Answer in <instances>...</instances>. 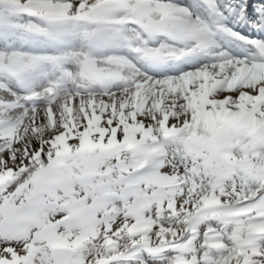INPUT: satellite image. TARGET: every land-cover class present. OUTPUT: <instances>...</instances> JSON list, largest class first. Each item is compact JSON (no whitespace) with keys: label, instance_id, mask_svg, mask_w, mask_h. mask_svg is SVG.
Returning <instances> with one entry per match:
<instances>
[{"label":"snow or ice","instance_id":"snow-or-ice-1","mask_svg":"<svg viewBox=\"0 0 264 264\" xmlns=\"http://www.w3.org/2000/svg\"><path fill=\"white\" fill-rule=\"evenodd\" d=\"M0 264H264V0H0Z\"/></svg>","mask_w":264,"mask_h":264}]
</instances>
